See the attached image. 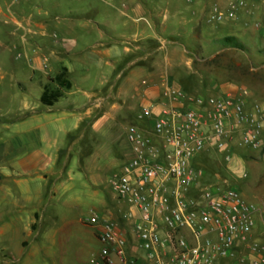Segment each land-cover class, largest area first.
<instances>
[{
    "label": "rangeland",
    "instance_id": "1",
    "mask_svg": "<svg viewBox=\"0 0 264 264\" xmlns=\"http://www.w3.org/2000/svg\"><path fill=\"white\" fill-rule=\"evenodd\" d=\"M160 1L149 0L151 7L155 6L154 13L159 20L164 10L157 9L154 3ZM212 1L210 13L206 17L209 25L195 23L197 26L187 28L185 19L179 22L177 19L164 18V23L157 28L160 53L152 52L154 44L157 46V39L156 43L147 41L143 51L148 55L146 59L139 58L137 65H148L154 57L160 59L161 77L158 85L161 91L166 85L179 89L184 93L186 106L203 109L204 105L198 104L197 99L206 100L226 94L239 98L243 106L247 103L249 111L246 113H256L261 120L260 139L263 146L264 1L245 0L242 6L237 4V0ZM124 7V0H0V170L18 169L17 159L21 157L23 146L43 149L47 144V136L43 134L45 130L49 133V141L54 143L56 140L55 144L62 152L59 160L54 161V170L66 161L60 176L52 175L46 180L26 178L32 191L46 185H50V188L57 186L59 189L53 196L50 194L42 201L37 197L39 194H34L35 199L31 204L42 207V219L39 225L40 237L30 242L29 252L16 254L17 238L12 235V239H8L7 234L0 235V264H92L89 261L91 254L99 249L100 243L94 229L86 226L85 219L91 211L104 213L105 203L116 198L109 185V178L120 171L122 164L117 158L120 155L125 158L128 153L125 139L128 127L142 126L143 122L136 119L138 108L133 117L140 124L125 122L113 129L112 132L116 131L117 135V142L114 143L115 134L110 139L100 133L92 140V144H89V138L84 143L85 139L80 135L85 130V122L78 128H68L70 133L65 137L64 130L54 126L55 121L71 122L83 109L75 111L74 116L72 112H66V118L59 119L63 114L59 106L71 96H79L83 90L89 91L91 85L98 81L100 69L92 60L94 55L91 49L73 56L64 55L63 62L71 68L75 67L68 74L74 84L73 95H66L48 110L38 99L40 88L34 80L44 75L45 71L52 75L59 62L46 48H39L37 43L41 46L47 41H58V34L64 35L67 44L75 40L80 42L99 35L100 30L105 28L121 36L115 49L127 63L133 55L125 46L132 47L134 43L127 40L133 31L129 27L131 21L122 14ZM214 9L224 14L232 9L234 16L220 22L214 21L210 19ZM242 10L249 15L240 21ZM74 13L78 15L76 18L71 15ZM165 14H169L168 11ZM40 22L44 28L37 26L36 23ZM225 37L234 38V42H225L222 40ZM137 51L139 56L144 53L142 50ZM84 58L87 59L85 66L90 75L88 80L81 79L82 65L77 62ZM33 62L38 65L32 73L30 64ZM101 69L107 72L112 70L110 66ZM112 72L116 75L117 71L114 69ZM124 75V79L130 77L143 87L149 83L146 77L143 78L146 76L143 70L126 72ZM151 102V99L143 98L138 101V105ZM41 121L49 124L45 128L35 129V125ZM236 145L232 148L236 149ZM5 146L7 152L3 153ZM53 149H48L46 153L54 158L57 154ZM242 150V156L248 158L249 152L257 153L247 145ZM258 151V177L251 170V162L247 161L246 176L239 179L236 188L246 201L255 207H264V200L261 202L259 198L261 193L264 194L263 147ZM6 215H15V210L8 209ZM53 230L59 232L54 241L41 237ZM59 234L64 235V239ZM4 245L8 250L1 249Z\"/></svg>",
    "mask_w": 264,
    "mask_h": 264
},
{
    "label": "built area",
    "instance_id": "2",
    "mask_svg": "<svg viewBox=\"0 0 264 264\" xmlns=\"http://www.w3.org/2000/svg\"><path fill=\"white\" fill-rule=\"evenodd\" d=\"M244 2L237 0L239 6ZM233 16L232 9L225 14L214 9L210 19L220 22ZM183 99L182 91L166 85L159 100L139 107L136 119L143 125H130L126 131L128 156L109 178L111 190L130 204L132 231L153 264H167L155 252L156 245L169 247L175 264H263L264 244L250 245L257 256L246 251L253 206L225 179L201 183L203 172L192 165L208 148L226 149L231 133L238 130L244 145L262 148L261 120L256 113L247 114L243 102L231 94L197 99L203 109L186 106ZM85 223L95 227L102 244L92 261L125 264V231L97 211H91Z\"/></svg>",
    "mask_w": 264,
    "mask_h": 264
},
{
    "label": "crops",
    "instance_id": "3",
    "mask_svg": "<svg viewBox=\"0 0 264 264\" xmlns=\"http://www.w3.org/2000/svg\"><path fill=\"white\" fill-rule=\"evenodd\" d=\"M124 2L125 7L122 10V14L125 18H129L131 21L129 27L130 30L133 31L132 34L130 33L128 35L127 40L134 43L132 47L125 46V49L129 52L132 51L133 55L127 63H125V60L120 57V54L117 53V49H115L117 46L116 43L120 41L121 36L115 35L113 30H107L105 28L100 30L101 32H99V35L80 42L75 40L70 44H67L64 40V35H59L55 32L58 34L57 36H59L58 41H47L41 46L37 43L39 48H46L49 54L55 56L59 62L57 69H55L52 75L45 71L43 72L44 75H39L37 79L34 80V83L40 88L38 99L41 95L43 85L49 82V78L53 77L59 71L61 66H66L68 78L70 71L75 70V67L71 68L69 64L63 62L62 57L64 55L73 56L80 51L91 49L92 54L94 55L92 60L100 69L98 72L99 74L97 75L98 81L91 85L89 91L83 90L79 96H71L63 105L59 106L63 110V114L59 119H65L66 112H72V116H74L75 111L81 108L83 109L81 114L77 117L74 116V120L71 122L67 123L60 120L55 121L56 123H54V126L63 129V135H65V137L69 136L70 131H67L68 128L69 130L78 128L82 122H85V130L81 133L80 137L85 139L84 143L88 142L89 138V144H92V140H95L98 133L102 134V136H107L110 137V139H113L116 131H113V133L112 130L118 128L120 124L122 125L125 122L127 124H140L133 117L135 111L140 107L138 101L143 98L157 101L161 91V86L158 85V80L161 77L160 59L154 57L153 61H150L148 65H137L139 58L146 59L148 55L147 52L143 51L146 49V42L150 41L151 43H156L157 39V46L154 44L152 52L155 53L157 51L160 53L161 45L159 34L157 35V28L161 23H164V18L169 20L177 19L179 22H181L182 19H185L184 23L187 28H193L194 26H197L196 24H201V26H204V24L209 25L206 21V17L210 13V5L213 4L212 0H161L160 2L154 3L157 4V9L164 10L162 11V14L164 15L162 16V19L159 20L156 13H154L155 6L154 8L151 7L149 0H124ZM166 11H168L170 15L165 14ZM240 13V21L248 18L249 14L247 15L244 10ZM74 14L71 15H73V18H76L78 15ZM36 24L38 27L44 28L42 22ZM100 25L101 24H98V26ZM137 50H142L144 53L139 56ZM86 60L85 58L77 60L78 64L82 65L81 79L83 80L90 79L89 72L85 66L87 64ZM34 62L36 61L34 60ZM34 62L30 64L32 73L36 70V66L38 65L37 63L35 65ZM103 66H107V68L110 66L112 70L115 69L117 71L116 75H114L115 71L112 72L111 69L109 72H107L108 70L103 71L101 69ZM135 67L140 68L134 69ZM138 69L145 72L146 76L143 78L146 77L149 82L146 87L138 85L134 80L130 79V77H127L126 79L123 78L126 72H135ZM69 80L72 84L71 88L63 89V96L61 98L66 95H73L72 88L74 84L70 78ZM61 98H59L53 105L45 106L50 110L55 107L56 103H58ZM244 106L245 111H249L247 103L244 104ZM47 124H49L47 121H41L38 122L34 128H45ZM43 134L47 136L45 137L47 144L45 143L46 146L44 145L45 147H43V149L36 148L35 146H31L28 149V147L23 146L21 157L17 159L18 169L0 170V235L5 236L7 234L8 239H12V235L17 238L18 247L16 248V254L18 255L29 252L31 247L30 242L37 241L40 237L39 225L41 222L40 220L42 219L40 214L42 207L31 204L35 199L34 194H39L37 197L42 201L43 198L50 194L53 196L59 189L57 186L50 188V185H46L43 186V188H38L35 192L31 190L26 178L31 177L46 180L52 175L57 177L60 176L66 165V161H64L59 169L57 168L54 170V161L59 160L62 152L61 150H58V147L55 144L56 140L54 143L49 141V133L46 130ZM116 136L117 135L115 134L116 140L113 139V143L117 142ZM241 137L242 131L238 130L232 132L230 135L231 140L226 149L217 150L214 148H208L202 153V155H200V157L192 162L194 167L201 168L203 172L200 178L201 183L220 182L222 179H225L237 186L239 179L246 176L245 166L248 164L247 161L249 163L251 162V170L255 177H258L260 171V164L258 162L259 149L254 150L257 151V153L255 152L256 154H254V152H249V158L242 156L241 152L243 151L242 149L244 145L241 143ZM236 142L238 146L236 145ZM234 145L237 146L236 149L232 148ZM52 147L54 148L53 151L57 154L54 158L46 153V151L48 149L50 151ZM262 147L263 152L261 156L264 157V144ZM127 151L125 150L124 152L126 153ZM6 152L7 147L5 146L3 153ZM127 156L128 153L125 155V158L123 155H120L117 159L123 164L126 161ZM259 198L261 199V202H263L264 194L262 195L261 193ZM242 199L253 206L254 226L252 229L251 242L248 244L246 251L247 253L251 252V256H257L259 254L258 251H250V245L264 244V207H255L253 203L246 201L244 198ZM8 209L15 210V215L7 216ZM131 211L133 210L126 200L115 198L105 203L104 213L100 214L125 231L127 237L124 255L125 264H153V260L145 256L146 252L140 247L138 240L134 236L132 225L135 216H128ZM86 226L92 227L87 224ZM159 226L161 228L164 227L161 222H159ZM92 228L95 232V227ZM160 232L162 235L163 231L161 230ZM58 233L57 230H53L52 232L43 234L41 237L45 240L54 241L56 236H58ZM70 233L71 232H68L67 234ZM183 233L187 235L186 232ZM59 236L63 238L64 235L59 234ZM30 237L33 239H29ZM101 247L102 244L100 243L99 249L91 254L89 261L92 264H95L92 260L98 258ZM1 249L8 250L6 245L1 247ZM154 250L166 261L167 264H175L168 256L169 247L156 245ZM260 255L264 260V253ZM115 261L117 263L121 262L120 258L117 257L115 258Z\"/></svg>",
    "mask_w": 264,
    "mask_h": 264
},
{
    "label": "trees",
    "instance_id": "4",
    "mask_svg": "<svg viewBox=\"0 0 264 264\" xmlns=\"http://www.w3.org/2000/svg\"><path fill=\"white\" fill-rule=\"evenodd\" d=\"M222 40L230 43L234 42V38L232 37H225ZM71 85V81L67 77V68L63 65L53 77L49 78V82L43 85L42 92L39 97L40 102L47 106L53 105L63 96V89H70Z\"/></svg>",
    "mask_w": 264,
    "mask_h": 264
}]
</instances>
